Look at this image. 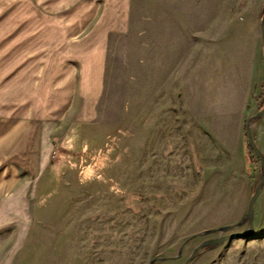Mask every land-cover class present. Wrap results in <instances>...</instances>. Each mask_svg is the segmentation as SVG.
Listing matches in <instances>:
<instances>
[{"label": "rangeland", "instance_id": "374dc122", "mask_svg": "<svg viewBox=\"0 0 264 264\" xmlns=\"http://www.w3.org/2000/svg\"><path fill=\"white\" fill-rule=\"evenodd\" d=\"M127 16L91 122L73 121L77 93H32L73 106L47 126L45 170L1 214L0 264H264V178L246 135L251 120L264 163V0H128ZM29 27L28 0H0V115L30 69L17 66Z\"/></svg>", "mask_w": 264, "mask_h": 264}, {"label": "crops", "instance_id": "0c3cea01", "mask_svg": "<svg viewBox=\"0 0 264 264\" xmlns=\"http://www.w3.org/2000/svg\"><path fill=\"white\" fill-rule=\"evenodd\" d=\"M28 1L30 27L28 34L17 30V66L30 69L17 68V107L0 115V217L17 212V196L45 170L52 149L47 126L73 106L69 95L62 103L31 104L32 93H77L73 121L91 122L103 91L109 38L128 28V0ZM37 66L44 67L40 74ZM39 78L45 90L35 85ZM255 82L258 73L248 84Z\"/></svg>", "mask_w": 264, "mask_h": 264}, {"label": "water", "instance_id": "95a60500", "mask_svg": "<svg viewBox=\"0 0 264 264\" xmlns=\"http://www.w3.org/2000/svg\"><path fill=\"white\" fill-rule=\"evenodd\" d=\"M261 39H262V45H263V49H264V28H263V23L261 24ZM263 114H264V109H263L261 112H259L255 117H253V119H254V118H257V117H260V116H262ZM250 121H251V120H248V121H247V124H246V135H247V140H248V143H249L251 149L254 151V153L256 154V156L259 157V159H260L261 167H262V179H263V178H264V163H263V160H262L260 154H259L258 151L255 149V147L253 146V144H252V142H251V139H250V134H249V132H248V125H249V122H250ZM260 186H261V183H259V184L257 185V188H256V190H255V193H254V195L251 197V199H250V201H249L248 210H247V219H248V221H249V225H250V226H251V221H252V217H253L254 204H255V201H256V199H257V197H258V195H259ZM223 240H225V239H222L221 242H222ZM218 243H220V241H213V242L205 243V244L201 245L200 247H198V248L196 249V251H198L202 246H212V245H215V244H218ZM196 251H195V252H196ZM189 261H190V260L186 261L185 264H189Z\"/></svg>", "mask_w": 264, "mask_h": 264}, {"label": "trees", "instance_id": "16d2710c", "mask_svg": "<svg viewBox=\"0 0 264 264\" xmlns=\"http://www.w3.org/2000/svg\"><path fill=\"white\" fill-rule=\"evenodd\" d=\"M263 28H264V23H263Z\"/></svg>", "mask_w": 264, "mask_h": 264}]
</instances>
